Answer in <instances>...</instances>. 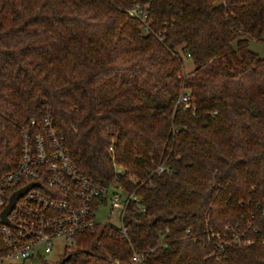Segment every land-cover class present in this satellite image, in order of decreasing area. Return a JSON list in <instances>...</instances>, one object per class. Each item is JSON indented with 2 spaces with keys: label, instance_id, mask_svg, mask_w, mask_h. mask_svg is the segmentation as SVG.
Segmentation results:
<instances>
[{
  "label": "trees",
  "instance_id": "trees-1",
  "mask_svg": "<svg viewBox=\"0 0 264 264\" xmlns=\"http://www.w3.org/2000/svg\"><path fill=\"white\" fill-rule=\"evenodd\" d=\"M249 39L264 40V0H0V181L48 114L81 171L143 207L127 204L126 235L76 236L63 264H264V57Z\"/></svg>",
  "mask_w": 264,
  "mask_h": 264
},
{
  "label": "built area",
  "instance_id": "built-area-1",
  "mask_svg": "<svg viewBox=\"0 0 264 264\" xmlns=\"http://www.w3.org/2000/svg\"><path fill=\"white\" fill-rule=\"evenodd\" d=\"M130 13L145 20L143 10L132 8ZM179 100L188 105L186 94H181ZM36 124L31 119L29 125L22 128L17 163L0 181V211L12 192L29 183H38L14 201L6 215L7 223L0 220V236L6 248L0 258L24 261L38 257L43 260L58 237L65 240V253L67 248L75 246L76 236L93 230L98 223L95 212L106 203L119 209L120 226L116 229L126 235L122 221L126 206L135 202L143 209L140 197L118 186L101 185L81 171L63 136L50 125L48 114L42 118V127ZM161 170L159 167L158 171ZM99 198L106 199V203H96L95 207ZM139 261V254L134 253L131 264Z\"/></svg>",
  "mask_w": 264,
  "mask_h": 264
},
{
  "label": "rangeland",
  "instance_id": "rangeland-1",
  "mask_svg": "<svg viewBox=\"0 0 264 264\" xmlns=\"http://www.w3.org/2000/svg\"><path fill=\"white\" fill-rule=\"evenodd\" d=\"M249 49L256 52L259 56L264 57V40L256 41L254 39H249L248 41ZM184 67L186 70H189L193 67L192 61L184 56ZM119 209L112 208L109 203L105 205H100L95 212V219L99 224L108 223L115 227L120 226V221L118 217ZM65 240L63 237H58L53 241L52 250L44 256V259L41 260L38 257L33 259L17 261L10 258H0L1 263H16L21 262L23 264H57V262L63 257L65 248ZM73 246L67 248V251L71 250Z\"/></svg>",
  "mask_w": 264,
  "mask_h": 264
},
{
  "label": "water",
  "instance_id": "water-1",
  "mask_svg": "<svg viewBox=\"0 0 264 264\" xmlns=\"http://www.w3.org/2000/svg\"><path fill=\"white\" fill-rule=\"evenodd\" d=\"M33 184H38L37 182H34V183H29L28 185L22 187V188H19L17 190H15L14 192L11 193V195L9 196L8 198V202L7 204L4 206L3 209H1L0 211V220L2 222H8L7 220V213L9 212L10 208L12 207L14 201L20 196L22 195L31 185ZM68 257V255L66 256H63L58 262L57 264H63V262L65 261V259Z\"/></svg>",
  "mask_w": 264,
  "mask_h": 264
}]
</instances>
